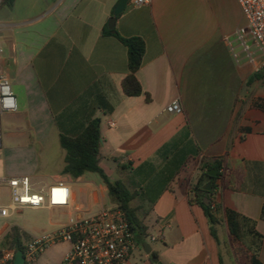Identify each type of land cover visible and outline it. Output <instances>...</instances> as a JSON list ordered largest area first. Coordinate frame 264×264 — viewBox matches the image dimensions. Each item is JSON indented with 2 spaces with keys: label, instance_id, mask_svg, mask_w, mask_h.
Returning <instances> with one entry per match:
<instances>
[{
  "label": "crops",
  "instance_id": "1",
  "mask_svg": "<svg viewBox=\"0 0 264 264\" xmlns=\"http://www.w3.org/2000/svg\"><path fill=\"white\" fill-rule=\"evenodd\" d=\"M1 1L0 67L18 110L0 121V184L10 190L5 179L28 176L32 190L45 193L65 183L70 205L44 207L66 216L63 226L111 206L97 173L63 174L61 136H79L99 119V164L134 194L130 206L149 233L151 253L139 244L126 264H153V253L162 264H221L194 191L203 163L215 159L223 175L213 207L221 218L232 210L249 220L242 233L264 264V79L254 78L250 63L237 64L226 46L245 23L237 1L128 4L115 31L145 42L139 96L122 89L126 47L103 35L119 0H15L12 7ZM175 99L182 113L166 111ZM12 227L0 231L2 244ZM61 244L66 248L51 264L69 252Z\"/></svg>",
  "mask_w": 264,
  "mask_h": 264
},
{
  "label": "built area",
  "instance_id": "2",
  "mask_svg": "<svg viewBox=\"0 0 264 264\" xmlns=\"http://www.w3.org/2000/svg\"><path fill=\"white\" fill-rule=\"evenodd\" d=\"M151 0H130L140 6ZM245 23L232 37L225 38L226 46L237 64L250 63L255 73L264 71V0H236ZM2 22L0 19V28ZM2 43L0 41V55ZM18 103L9 77L0 67V121L5 113L16 112ZM166 111L182 113L180 99L170 102ZM10 188V202L0 206V218L7 219L24 208L67 207L70 205L69 186L59 182L47 192L32 190L30 178L19 176L5 179ZM150 240L157 238L151 236ZM67 243L69 252L61 264H126L139 248L135 232L126 212L114 203L93 214H78L51 235L21 237V248L5 247L0 241V264H15L17 251L23 252L24 264H34L52 244Z\"/></svg>",
  "mask_w": 264,
  "mask_h": 264
},
{
  "label": "trees",
  "instance_id": "3",
  "mask_svg": "<svg viewBox=\"0 0 264 264\" xmlns=\"http://www.w3.org/2000/svg\"><path fill=\"white\" fill-rule=\"evenodd\" d=\"M15 0H2V4L12 7ZM103 35L114 36L117 38L127 49L128 59V74L122 81V89L127 96H139L143 93L142 86L136 77L137 71L140 69L143 57L146 50V45L141 37H123L117 31L111 32L108 26L103 29ZM256 79H264V71L254 75ZM61 146L66 151L65 166L63 174L70 175L73 178H78L87 172L97 173L102 181L108 188L109 196L112 202L119 205L123 209L129 219L132 229L135 232L138 244L147 243L149 236L148 228L136 216V211L130 206L131 201L134 199V194L130 192L127 186L120 180H112L99 164L101 133H100V120L92 119L88 122L85 130L76 137H69L62 135ZM203 172L201 173L194 191L196 194V201L202 207L209 223L211 235L217 242L222 252V241L220 237V229L223 225L227 226L229 235L241 239L243 225L249 220L240 217L239 214L232 210L224 211V216L221 218L218 215V209L213 207L212 196L217 188V180L222 177L223 162L220 159H215L212 162L203 163ZM217 170L216 176H210L209 171ZM211 183L212 189L210 191L204 190V186ZM209 199V204L204 202L205 198ZM254 233L253 230H250ZM260 236L258 233L256 234ZM30 236L21 231L18 227L13 226L4 238L3 246L21 248V237ZM238 251V250H237ZM244 255L245 264H263L258 255L257 250L253 248H241ZM221 264L224 263L223 254L220 255ZM153 264H162L157 260V254H152Z\"/></svg>",
  "mask_w": 264,
  "mask_h": 264
},
{
  "label": "rangeland",
  "instance_id": "4",
  "mask_svg": "<svg viewBox=\"0 0 264 264\" xmlns=\"http://www.w3.org/2000/svg\"><path fill=\"white\" fill-rule=\"evenodd\" d=\"M2 169V165L0 164V172ZM9 200L10 190L6 186L0 184V205L7 204ZM67 221L68 218L61 215L58 210L49 208L22 209L13 214L10 218H0V231L6 226H17L27 232L29 236H49L60 229ZM220 237L225 264H245L241 248H251L245 235L242 233L241 239L237 240L229 235L227 226L223 225L220 229ZM149 243L151 244V242ZM65 248L66 245L61 243H58L56 246H50L46 250V253L43 254V258L40 261H36L34 264H46L45 262L47 261L50 262V264L53 263V254H59L64 251ZM142 251L143 253L146 252L144 249H142Z\"/></svg>",
  "mask_w": 264,
  "mask_h": 264
},
{
  "label": "water",
  "instance_id": "5",
  "mask_svg": "<svg viewBox=\"0 0 264 264\" xmlns=\"http://www.w3.org/2000/svg\"><path fill=\"white\" fill-rule=\"evenodd\" d=\"M129 2H130V0H119L117 5L115 6L114 11H113V16L110 18L109 23H108V27L112 33L115 32V24H116L117 17L124 12V10L126 9V7L129 4ZM209 175L210 176H216L217 170L214 169V170L209 171ZM211 189H212L211 183H207L204 186V190H206V191H210ZM204 202L206 204H209V199L206 197L204 199ZM145 251L148 254L151 253V248H150V245L148 243H145ZM14 263L15 264H24L23 252L21 250L17 251Z\"/></svg>",
  "mask_w": 264,
  "mask_h": 264
}]
</instances>
